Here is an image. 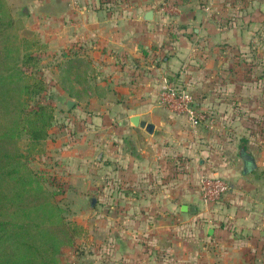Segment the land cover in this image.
Wrapping results in <instances>:
<instances>
[{
	"label": "crops",
	"instance_id": "0c3cea01",
	"mask_svg": "<svg viewBox=\"0 0 264 264\" xmlns=\"http://www.w3.org/2000/svg\"><path fill=\"white\" fill-rule=\"evenodd\" d=\"M161 1L117 0L115 3L118 11L110 14L101 8L103 4L97 0H14L12 8L14 7L15 11L11 10V14H15L14 18L22 20L24 28L40 40L47 53L68 50L73 46L74 59L81 67V79L74 82L75 87L109 89L105 100L91 97L89 101L96 99L102 109L103 101L111 104L109 109H101L100 113H109V119L116 120L118 132L136 135L142 140V148L138 147L134 151L122 148L120 152V147L112 144L110 140L105 146L109 158L106 162L107 179L119 178L127 182L137 180V200L135 203L129 201L128 205L132 208L137 205L138 217H152L147 225L142 223L132 227L125 223V218L135 212L127 209L121 213L120 219L123 217L125 224L118 226L121 233H118L121 239L119 241H114L113 236L109 234L114 233L115 224L107 228V244L113 251L111 254L115 256L112 258L119 260L116 264H208L203 238H215V234L223 238L219 241L224 243L225 248L220 263L256 264L254 259L264 258V251L261 253L258 250L262 248V242L253 241L252 237L246 241L231 239L232 231L236 229L218 225L230 212L224 209L208 211L205 207L199 208L200 201L195 183L201 176L226 181L229 189L231 186V190L240 195L236 203L238 205L231 213L236 216L240 227L247 228V224H250L247 220L256 221L258 209L264 205V181L261 183L257 160L249 154L254 168L244 172L241 156L248 153L239 151L241 162L236 165V160H230L231 155H228L235 150L232 148L234 145L228 142L215 143V135L208 131L210 126L199 125L191 129L182 116L173 114L158 103L161 83L164 80L171 83L177 79L181 83L175 85L188 92V87L192 90L198 88V91L200 87L203 88V98L198 99L195 104L214 117L219 113L218 108L225 103V95H222L219 88H228V81L220 78L226 71L225 63L221 62L226 56L228 58L226 52L229 54L231 51L219 50L216 43L227 44L224 39L233 38L231 44H237V47L231 54H238L240 42L237 39L242 31L235 28V23H255V14L250 13L251 2L167 0L181 9L172 20L166 19L159 10ZM246 5L248 7H245ZM147 10L152 12L151 19L143 20L142 14ZM175 24L179 25L181 31L191 28L195 33L193 44L183 32L176 33L177 42H167L165 26H169V30H176ZM162 52H165L166 56L162 62H157ZM62 54L66 55L64 52H61ZM82 67L85 71L83 73ZM201 70L205 75L204 82L198 77ZM134 116L137 118L136 124L131 120ZM141 121L151 125L149 132L138 125ZM80 129V135L84 132L93 134L89 145L84 143L85 136H81L80 140L75 138L79 145L72 147L69 144L63 154H74L75 158L81 160L78 165L82 169L86 166V158L98 145L97 142H100V147L103 143L100 141L102 139L97 137L101 132L99 129ZM113 132L114 130L111 131ZM200 139H206L209 145L197 143ZM70 142L74 144V141ZM45 143L46 149L54 147L58 145L59 138L57 136L52 141L46 138ZM42 158L44 156H40V159ZM179 165L184 168L182 173L177 172ZM38 166H41V163ZM229 196L228 193V199ZM234 201V198L231 199V202ZM245 206L253 207L255 211L251 213L244 210ZM115 215L117 217L120 214L113 211L112 221L116 218ZM211 218L218 221L214 227L209 223ZM180 221L186 226L190 236L201 241L199 245L196 240L190 244L189 241L183 240L182 243L174 239ZM263 233V229L251 231L255 238ZM143 237L144 239H141ZM242 244L258 248L257 255L254 259L251 258V262L244 256V252L240 251ZM147 248L156 255L153 260L143 254ZM117 251H120V254ZM194 252H198L199 256L195 258Z\"/></svg>",
	"mask_w": 264,
	"mask_h": 264
},
{
	"label": "rangeland",
	"instance_id": "374dc122",
	"mask_svg": "<svg viewBox=\"0 0 264 264\" xmlns=\"http://www.w3.org/2000/svg\"><path fill=\"white\" fill-rule=\"evenodd\" d=\"M13 1L14 0H6L9 9L15 11V9H13L14 7L12 8ZM97 1L100 4H103V7L101 8L105 10V12L114 14L118 11L115 3L117 0ZM242 1H248V3L249 1L251 2L250 13L255 14V23L252 22L251 25L247 22H242L241 24L235 23V28L242 31V33L238 34L237 39V41L240 42V51L236 55L231 54L234 53L233 51L237 47V44H231L233 43L231 42L233 38L224 39L227 44H224L223 42L216 43L219 50L228 49L231 51L229 54L226 52L228 58L226 56L221 62L225 63L224 70L226 71L220 78L228 81V84L226 85L228 88H224V91L219 88V91H222L221 93L223 96L225 95L224 102L226 104L223 103L221 107L218 108L219 113L215 117L213 114H207V110L201 108V106L199 107L195 104V107L199 109L205 117V120L199 125H201V127L206 125L207 127L210 126L208 131L215 135V143H217V141L218 143L228 142L229 144L234 145L232 148L235 150L231 151L232 153H228V155H231L230 160H236V165H238L241 162L238 153L242 150L250 154L252 157H255L259 167L257 170L258 172L260 171L261 183H263L264 0ZM245 7L248 6L246 5ZM178 9V13H180L181 9ZM246 10L247 9L244 8V12L247 13ZM244 12L242 11V15ZM161 13L164 17H167L166 19L172 20L173 17L178 15V13H167L162 11ZM163 16L161 17L162 19H164ZM20 21L23 29L27 30L24 28L22 20ZM176 26V30H169V26H165L166 30L164 32L167 33V42H177L178 36L176 33L183 32L184 36H186L189 42L193 44L195 33L191 28H187L186 31H181L179 25ZM38 41L40 40L38 39ZM61 52H64L66 55H61ZM164 56H166V53L162 52V54L158 56L157 62H162ZM25 69L44 81L45 90L38 95L36 99L35 97H31L30 103L33 104L35 100H39L42 103L51 105L53 119L48 129L47 139L52 141L57 138V136L59 138L58 145L49 147L48 149L44 147V152L42 154L30 157L27 166L32 172L38 174L42 178L44 187L55 192L53 200L61 211L63 221H65V223H76L84 229L80 235L73 236L69 243L62 244L59 247L56 259L59 264L119 263V260L113 259L115 256L111 254V247L107 244V235L110 234L113 236L114 241H119L121 240V233L119 232L118 226L124 223L123 221H125V219H127L125 223L132 227H137L142 223L147 225L152 217H138L136 214L137 205H134L132 208L129 204L130 209L128 208V202L135 203L137 200L136 198L138 197L137 180L127 182V180L119 178L107 179L106 162L109 158L107 156V147L105 148V146L107 141L110 140L112 144L120 147V152L122 148L134 151L138 147L142 148V140L139 136L118 132V129H116V120H110L109 113H100L102 109L101 104L97 103L96 99H93L91 102L89 101L91 97L105 100L109 89L75 87L74 82L81 79V67L74 59L73 46L68 50H57L51 53L42 50L37 53L36 65L26 67ZM83 69L84 68L82 67V73L85 72ZM86 69L88 68H85V70ZM204 76L205 75L201 70L198 75L199 80L204 82ZM171 83L179 85L181 82L180 80L174 79ZM235 83L238 84L239 87ZM188 90L192 95L194 103H196L198 99L203 98V88L200 87V91H198V88L192 90L188 87ZM216 91L217 88L213 93L216 94ZM67 101H69L68 107L66 106ZM89 103L91 104L89 105ZM103 103L104 108L102 111L107 110L112 106L105 101H103ZM222 110L224 111L222 112ZM85 117H87V119ZM106 126L108 128H106ZM82 127L88 131L99 129V132H101L97 137L102 139L100 141H102L103 146L100 147V142L98 141V145H96L93 153L89 154L88 158L85 160L86 166L80 169L78 163H80L81 160L75 158L74 154L64 155L63 150L66 147L68 148L69 144L72 147H76V145L78 146L79 144H77L78 142L76 143L75 138H79L80 140L81 136H85L84 143L87 142V145H89V141L93 139V134L89 135V133L84 132L83 135H80L82 134L80 133V128ZM189 128L191 127L189 126ZM113 130L114 132L111 133ZM242 139H244V142ZM70 140L74 141V144H72ZM197 143L204 146L209 145L206 139H200ZM45 144L46 143L44 142V146ZM74 151H76V149ZM97 155L100 157L96 158ZM40 156H44V158L40 159ZM35 161L38 165L41 163V166H38ZM179 167L180 168H178L177 172L182 173L181 171H183L184 168H182V165H179ZM263 185L264 183L262 186ZM146 190L148 191L149 189L146 188ZM228 193L230 194L229 199L227 198ZM239 196L240 195L236 191L233 192L231 190L230 186L229 191L218 200L211 202L206 206L199 202L200 206H198L199 208L205 207L208 211L212 209L228 210V213L230 212L229 216H227V218L223 217L218 225H223L228 229H236V231H232L231 234V239H234L235 241L238 239L246 241L252 237L251 240L255 242L258 241V243L262 242V248H257L262 253L264 251V233L262 236L260 235L255 238L251 235V231L252 229H263L264 231V224L260 226L261 223H264V205L262 206L263 208L261 207L258 209L259 211L256 221L248 219L247 222L250 224H247V228L240 227L237 223L236 216H234V213H231L235 210L234 207L238 205L236 203L239 201ZM233 198L235 201L231 202V199ZM245 207L244 210H249L251 213L255 211L253 207ZM127 209L131 211L133 210L135 213L126 215L125 219H123V217L120 219L122 216L121 213H124ZM113 211L120 215H117V217L115 215L116 218L112 221ZM213 221L215 220L211 218L209 223L214 227L217 225L218 221H215V223H213ZM113 223L115 224L114 233L112 234L110 232L108 234L107 228ZM118 233H120V235ZM239 236L244 239H241ZM136 238L137 236L134 237V239ZM138 239L140 240V238ZM141 239H144V237ZM174 239L180 240L182 243L184 241H189L190 244L193 240H196V238H193L188 234L186 226H184L182 221L179 222V229ZM221 239L223 238L218 234H215V238H203V243L206 247L205 255L208 256V264H222L220 262H222L221 260L222 256H224L225 248L224 243L219 241ZM196 242L199 245L201 241L196 240ZM257 245L258 244L255 246ZM240 248V251L244 252V256L248 257L249 262H251V258L254 259L257 255V249L253 246L242 244ZM195 250L199 251L198 249ZM117 253L120 254V251H117ZM143 254H147V257L150 256L152 260L156 257L153 252H150L149 248L145 249ZM193 254L195 258L196 256H199L198 252H194ZM255 260L256 264H264V258L260 260L256 258L254 261ZM163 261L164 258L162 257V263Z\"/></svg>",
	"mask_w": 264,
	"mask_h": 264
},
{
	"label": "trees",
	"instance_id": "16d2710c",
	"mask_svg": "<svg viewBox=\"0 0 264 264\" xmlns=\"http://www.w3.org/2000/svg\"><path fill=\"white\" fill-rule=\"evenodd\" d=\"M44 48L0 0V264H59V247L84 231L63 221L55 192L27 166L53 119L51 105L30 103L45 85L25 69Z\"/></svg>",
	"mask_w": 264,
	"mask_h": 264
},
{
	"label": "built area",
	"instance_id": "2783aa9c",
	"mask_svg": "<svg viewBox=\"0 0 264 264\" xmlns=\"http://www.w3.org/2000/svg\"><path fill=\"white\" fill-rule=\"evenodd\" d=\"M159 10L167 13H178V7L174 3L162 0ZM158 103L175 115L182 116L191 128H196L205 117L195 107L192 95L185 89L164 80L158 92ZM199 201L206 206L218 200L229 191V185L220 178L199 177L195 183Z\"/></svg>",
	"mask_w": 264,
	"mask_h": 264
},
{
	"label": "water",
	"instance_id": "95a60500",
	"mask_svg": "<svg viewBox=\"0 0 264 264\" xmlns=\"http://www.w3.org/2000/svg\"><path fill=\"white\" fill-rule=\"evenodd\" d=\"M151 16H152L151 10H147L142 14V19L143 20H149V19H151ZM68 105H69V101L66 102V106H68ZM136 119L137 118L135 116L132 117V119H131L134 124H136ZM138 125L140 127H143L147 132L150 131L151 125L145 124L143 121H141ZM241 158L243 161V171L244 172L251 171L254 168V163H253L251 156L249 154H244L241 156Z\"/></svg>",
	"mask_w": 264,
	"mask_h": 264
}]
</instances>
